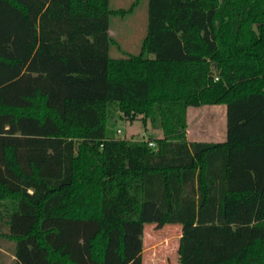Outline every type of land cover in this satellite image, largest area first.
Segmentation results:
<instances>
[{
    "label": "trees",
    "instance_id": "1",
    "mask_svg": "<svg viewBox=\"0 0 264 264\" xmlns=\"http://www.w3.org/2000/svg\"><path fill=\"white\" fill-rule=\"evenodd\" d=\"M131 9L0 0L12 264H143L146 224L180 227L178 264H264V0H148L140 53L111 58ZM218 105L225 141L188 142L187 109ZM115 112L162 138H116Z\"/></svg>",
    "mask_w": 264,
    "mask_h": 264
},
{
    "label": "rangeland",
    "instance_id": "2",
    "mask_svg": "<svg viewBox=\"0 0 264 264\" xmlns=\"http://www.w3.org/2000/svg\"><path fill=\"white\" fill-rule=\"evenodd\" d=\"M147 5L148 0H109L111 10H128L132 8L123 15L109 17V34L113 41L109 50L111 58H121L126 54L137 55L140 53L141 44L146 34ZM200 111L198 115L190 116L189 137L193 135L194 139H206L203 140L205 143L214 142L213 139L211 141L209 139L218 138L222 130L225 134V117L221 118L219 112L214 116L212 112L210 114L206 110ZM107 128L116 138L123 140L160 139L163 136L162 132L155 130L149 122L144 126L140 118L130 121L117 112L112 113ZM218 142L222 141H215V143ZM0 211L2 216L4 212L1 207ZM1 223L2 220L0 219V264H12L14 260L12 254L13 243L3 236L5 229L1 226ZM179 235L180 227L178 225H165L161 229H157L152 224L144 225L142 238L143 264H178Z\"/></svg>",
    "mask_w": 264,
    "mask_h": 264
},
{
    "label": "crops",
    "instance_id": "3",
    "mask_svg": "<svg viewBox=\"0 0 264 264\" xmlns=\"http://www.w3.org/2000/svg\"><path fill=\"white\" fill-rule=\"evenodd\" d=\"M203 107H209V108H203ZM203 107H199V108H188L187 109V112H186V120H187V130H186V139L188 142H204L206 139H194L193 135L192 137H189V131H190V116L196 114L198 115L199 112H201L200 110L204 111H208L210 114L212 112V115L216 114L217 112L220 113V116L221 118L225 117V114H226V108L224 105H218V106H203ZM221 108V109H219ZM224 110H223V109ZM203 113V112H202ZM211 116V115H210ZM215 116V115H214ZM221 127V126H220ZM221 130H222V127H221ZM191 138V139H190ZM225 138H226V119H225V134H224V131L222 130L221 132V135L218 137V138H210L209 140L211 141L213 139L214 142H209V143H215V141H219L221 140L222 142L225 141ZM222 142H218V143H222ZM205 143V142H204ZM143 254V252H142Z\"/></svg>",
    "mask_w": 264,
    "mask_h": 264
},
{
    "label": "built area",
    "instance_id": "4",
    "mask_svg": "<svg viewBox=\"0 0 264 264\" xmlns=\"http://www.w3.org/2000/svg\"><path fill=\"white\" fill-rule=\"evenodd\" d=\"M150 147H154V144L153 143H149L148 144Z\"/></svg>",
    "mask_w": 264,
    "mask_h": 264
}]
</instances>
